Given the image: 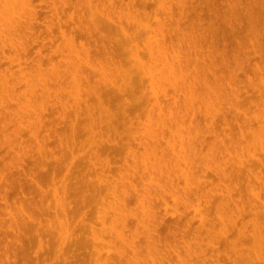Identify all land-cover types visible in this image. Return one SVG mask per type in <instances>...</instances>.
I'll list each match as a JSON object with an SVG mask.
<instances>
[{"label":"rangeland","instance_id":"obj_1","mask_svg":"<svg viewBox=\"0 0 264 264\" xmlns=\"http://www.w3.org/2000/svg\"><path fill=\"white\" fill-rule=\"evenodd\" d=\"M81 1L29 0L34 17L31 30L25 33L23 28H17L21 30L15 31L18 36L10 32L8 37L7 32L4 39V33L0 34V264H63L64 259L68 264H93L91 231L102 248L105 260L101 264H264V239L258 242L252 235L254 227H264L263 151L250 152L252 155H247L251 158L247 159L244 153V162L243 157H238L245 164L240 175L232 171L234 168L229 169L236 161L234 154L229 156L231 164L227 155L230 165L228 169L223 166L222 173L227 175L228 170V175L233 176L231 180L224 179L226 182H218L208 162L206 167L200 164L211 168L194 170L199 184L192 185L191 192H184L182 180L178 182V192L185 200L174 202L168 197L166 212L160 203H155L158 213L154 217L142 212L147 203L140 197L156 193L155 183L165 181L164 176L154 175L156 167H151L157 165L161 155L154 148H167V127L172 124L161 121L157 109L149 111L151 107L137 88L124 94L115 91L112 87L119 83V77L114 73L106 80L100 79L90 72L91 65L88 78L83 76L77 87H72L71 78L62 76L67 60L60 46L62 34L67 40L73 39V50H82L83 45L82 53H88L90 64L101 67L110 62V55H102L98 36L91 32L89 24L88 32L81 27L88 23L86 13L80 11ZM182 1L183 16L176 17L178 28L173 27L171 37L166 35V45L190 54L199 74L204 71L209 85L223 96L222 102L232 103L221 105L229 120L227 126L220 117L211 123L218 135L216 141L221 140L232 150L250 138L249 131L263 126L264 0ZM108 2L98 0L95 4ZM132 8L133 14L145 10L150 25H154L157 11L151 0H134ZM127 12L125 9L122 14ZM22 31L25 35H21ZM11 35L15 36L14 41L13 37L10 40L12 45L6 42ZM142 39L141 34L137 43L142 62H147ZM21 44L27 53L19 57L16 54L22 51ZM60 48L63 52L59 53ZM108 48L115 53L112 61L126 63L115 45ZM164 90V104L173 107L172 90L168 86ZM99 96L104 105L98 106ZM28 105H33L28 108L30 119L25 110ZM172 112L176 120L174 107ZM109 115H113L111 125L105 122ZM196 116L204 155L215 144L214 138L207 132L203 115ZM188 121L185 120L186 127L191 124ZM178 127L181 130V125ZM242 175L249 178L241 179ZM166 188L170 190L167 183ZM229 194V207L224 206L222 211L221 202ZM120 201L127 217L122 231L130 244L125 252L130 258L135 252V263L122 261L116 249L118 243L101 226L103 219L109 225L112 209ZM186 201L199 209L190 206L191 215V211H195L194 215L203 212L204 225L191 220L190 214L184 219L189 211L182 205ZM143 217L148 226L156 218L150 244L143 237L144 227L137 225ZM65 227L66 236L60 232ZM209 228L213 229L211 233Z\"/></svg>","mask_w":264,"mask_h":264},{"label":"bare ground","instance_id":"obj_2","mask_svg":"<svg viewBox=\"0 0 264 264\" xmlns=\"http://www.w3.org/2000/svg\"><path fill=\"white\" fill-rule=\"evenodd\" d=\"M151 1L155 5L156 11H157V13L153 16V21H154L153 26L150 25V18L146 14L145 10H143L142 12L136 11L134 14L130 13L131 10H133L132 6L134 3V0H118L117 2H113L112 0H109V2L106 5L100 4V3L95 4V2L96 3L98 2V0H95V1L94 0L93 1L92 0H82L81 1L80 11H83L86 13L88 23H87V26L86 25L81 26L82 24L81 23L82 21H81L80 26L83 27L84 30L87 28L86 31L88 32V24H89V28L92 30L91 32L95 34V37L98 36L97 39L98 41H100L99 43L96 41L98 44H100L98 45V47L99 48L101 47V50H102V51L101 50L99 51L102 52V55H105V54L110 55L109 58L107 59L108 61H110L108 62L109 64H105L101 67L96 66L94 64H90L89 58L87 57L88 53L85 54L86 53L85 50H84L85 53L84 54L82 53V50L84 49L83 45L82 44H81L82 46L79 45L82 47V50L79 46H78L80 48L79 50H73L74 46H76L75 44L73 46V43H70V41L72 42L73 39L68 38L67 40V37H65L63 34H62L63 41H62V45L60 46L62 50L66 52V56H64V58H67V60L65 61L63 70H62V73H63L62 76H66V79L71 78L73 80V82L70 81V84L72 85V87L79 86L78 81L81 80L83 76L85 79H87L88 77H86V73L89 72L90 70H91L90 72L93 73V75L97 76L98 78L100 77V79H103V80L108 79L111 73H114L115 75L119 77V83L112 87L115 91H117L120 94H124L129 91H134L137 88L141 96L146 99L145 104L151 107L149 111L151 112L152 109H157L159 112L158 115H159L160 120L163 121L165 119V120H168L172 124L171 126L167 127L168 131L166 132V134L169 135L168 142L166 143L167 144L166 147L168 148V150L167 148L165 149L163 147L164 148L163 149L160 146L154 148V149H159L161 155L159 157V161L157 165L151 167V168L156 167V170L153 171V174L154 175L159 174L161 176H164L165 181L164 182L158 181L157 183H155L154 188H156L155 189L156 193L150 195L151 192H149L148 195L144 194L145 196L140 197L141 201H146L147 203L146 206H144V204L142 203L144 206L142 212L144 214H149L150 216L154 217V216H157V213H158L154 206L155 203L156 204L160 203L163 206V209H164L163 212H166L167 210L166 208H164V206L168 205L166 203V200L168 197L174 202H178V199L185 200L178 192L179 190L178 182L180 180H182L183 182L184 192L186 193L187 192L189 193V191L190 192L192 191L190 188L196 182H197L196 184H199L198 177L196 176L197 171H194V170H197L196 168H203V169H206L207 171L211 168V167L208 169L204 168L206 167L207 162H208L209 165L213 166L212 169L214 170L212 169L211 170L215 173V176L218 175L219 178L218 177L217 178L220 180V181L218 180V182H222L224 179H229L230 177L233 176L231 174L228 175L229 173L228 170L226 171L227 175L225 173H222V172H225V170L223 171L225 166L228 169V166L232 162L231 160L236 158L235 159L236 161L234 162L233 160L232 162L233 165L235 164L234 167L231 164L229 166V169L234 168V170L232 171H234L238 175V173L242 169H244L242 168V166L244 167L245 164L243 165L242 162H244L248 157L251 158V156H248L247 154L252 155L253 154L252 152L261 153V151H263L262 153H264V116L262 117L263 121L261 123L263 126H260L257 131L255 130L249 131L250 133L248 132V135L250 138H248L247 140L244 139L245 135L243 136L240 135V137L244 139L245 142H242V143L240 142L238 145H235V147L232 150H230L229 147L223 145L221 140L216 141L218 139V135L214 131V128L211 126V123L215 122V120H218L216 117H220V120L222 119L223 125L227 126L229 124V120H227L226 115L221 111V105L229 104L230 106H232V103L222 102L223 96L220 94L219 91H217L216 88H212L209 85L204 71H200L201 73L199 74L196 68L195 61L193 60V57L190 54L188 55L182 54L174 50V47H168L166 45V42H165L166 35L169 34L170 36L172 34L173 27L176 29L178 28L179 20L176 19V17L183 16L182 14L183 1L182 0H176L175 2L174 0H151ZM29 4H30L29 0H0V32L2 31V33L0 34L2 35L4 33L2 38L4 37V35L7 36L6 34L7 32H9L8 37H10V34H12L13 32L14 33H16L17 31L21 32V30L19 31L17 30V28L19 29L23 28L22 30L25 33L31 30L34 17L32 14V10L30 11L31 7H29ZM198 8H201V7L199 6ZM125 9H127L128 12L126 14H122V12ZM174 10H178V13H175ZM82 18H83V15H82ZM244 30H246V28ZM23 31H22V34L20 33L21 35L24 34ZM92 33L91 35L93 36ZM141 34L144 36V39H142V43L144 41V44L142 45L144 46L148 54L147 62H142L143 57L141 56L139 52V43H137V40L138 38H140ZM248 34L250 35L252 34V32ZM1 35H0V38H1ZM16 36H18L17 33H16ZM88 36H89V33H88ZM12 37L13 36L11 35V38L9 40L6 39V42L10 41ZM2 38L0 40H2ZM13 38L14 39L12 40L14 41L15 36ZM10 44L12 45V42ZM22 45L23 44H21L19 47V49L21 48L22 51L16 54V55L19 54V57L25 54V52L27 53V49L26 50L24 49L26 47ZM107 45L110 47L115 45V50L118 51L120 55L124 56V58L126 59V63L124 64V61H118V62L112 61L115 56V53L113 51H109L110 48H108ZM61 48L60 50L58 49L59 53L60 51H62ZM54 53H56V55L59 54L57 53V50H55ZM114 64L116 65L114 66ZM90 67L91 69L89 70ZM62 76H60L59 78H61ZM165 86L170 87V89L173 92L171 95V99H173L174 101L173 107L176 109V120L174 119V114L172 112L173 107H168L167 105L164 104V101H163L164 96H165V93H164ZM97 100L99 102L98 106H100V104L104 105V100L101 99L100 96L98 97ZM28 108L32 109L33 105H28L27 107H25V110L29 114L27 115V117H29L31 113V109H28ZM166 109L168 110L167 113L165 112ZM32 112L34 113L36 111L34 110ZM197 114L203 115L204 121L207 122L206 123L207 132H209L212 135V137L214 138V143H215L214 145L208 148V152L204 155H202V143L203 142L200 141L201 136H203L201 134L202 131L199 129V125H196V118H197L196 115ZM25 115L23 114V118H25L24 117ZM34 115H36V113H34ZM112 117L113 115H109L106 118L105 122L108 125H111V123L113 122V120H109ZM21 118H22V115L20 116V119ZM23 118L21 120H23ZM30 118H32V116H30L29 119ZM114 118L115 120L118 119V117L116 116H114ZM185 120L186 122L187 120H189L192 125L189 124V127H186V125L184 124ZM178 125H181L182 131L180 130ZM164 127L165 126H162V129H164ZM163 134L165 133L163 132ZM155 142L158 143L159 141H156L155 139ZM216 143H219V145H216ZM241 150H242V153L239 152ZM255 150L257 151L259 150V151L256 152ZM245 151H247L248 153ZM244 153H246V156H247L245 157L246 159L243 157ZM233 154L235 157L232 159ZM230 155L232 156L231 158L229 157ZM225 157L226 158L229 157L230 161H228L229 158L226 160ZM238 157H243L242 159L244 160L242 161V159ZM224 159H225V162L228 161L230 164L226 162L228 164L226 165V163L224 162L225 163L224 165L223 163ZM202 163L204 167H202L203 165H200ZM244 177L245 176L241 178L239 176L238 177L239 181H241V179H244ZM238 178H237V181H238ZM246 178H249V176L245 177V180H247ZM231 179L232 178H230L229 180ZM256 181H258V179ZM223 182H226V180H224ZM228 182H231V181H228ZM166 183L170 190L166 188ZM203 183H206V182L203 181ZM200 184H202L201 181H200ZM151 185L153 186V184ZM233 185H234V178H233ZM251 190H252L251 193H253V189ZM255 195H256V192H255ZM226 198L227 199L225 202H221L222 211L224 210V206L229 207V203L231 202L230 194ZM192 201H193V198H192ZM122 203L123 201L120 204L119 203L116 204L114 209H112L113 215H111L112 220H108L110 222L109 225L107 224L108 222L106 223V220L104 219L102 223V219H101V223L103 224L101 226L104 228L105 231H107L109 235L113 236L116 242L118 243V246L116 249L119 252V256L123 257V259L121 258L122 261L125 259L127 261L131 260L133 263H135L137 262L136 260L137 258H135V252H133L131 258L128 257L129 255L126 253L130 247L129 246L130 244L126 242L127 239L125 238L123 231H122L125 228L126 219H127L126 215L124 214L125 205L124 207L121 206ZM190 204L191 203H189L188 201H186L185 204H182L184 207H187L189 209V211L185 210L187 211V215L186 213L185 215L183 214L184 219H185V216L189 218V216L191 215V213L189 212L190 210H193V209L192 207L191 208L189 207L193 206L194 204L193 205H190ZM195 209L196 211H199V209L196 208V206L194 210ZM191 212L195 214V211L194 212L191 211ZM201 212H199L200 215H201ZM199 213H197L196 215L192 214L190 218L191 220L194 219L195 221H197L198 225L201 224L202 226L204 225L203 224L204 222H203L202 215L200 216ZM230 213L232 214L233 211H231ZM154 219H152V225L150 226L146 225V221L144 217L140 218L137 221V225L144 227V229H142L143 234H144L143 237L147 241L148 244L153 242L152 234L156 230L154 229V226H155ZM184 219L183 221H185ZM188 222H189V219H187V224ZM190 222H189V225H190ZM184 224H186V222ZM200 228L203 229L204 227L203 228L200 227ZM212 230L213 229L210 230L209 228V230L207 231L211 233ZM60 232L62 233V235L66 236L67 228L65 227V229H62ZM91 233H92L91 243H92L93 256H94L93 264H101L102 260H105V258L101 254L102 248L100 247L99 242L96 240L95 234H93L92 231ZM252 235L254 236L256 240H258V242L263 240L264 239V227H262V225L261 226L258 225L254 227V231ZM116 254L118 253L116 252ZM124 257H127V258H124ZM63 264H68V262L64 259Z\"/></svg>","mask_w":264,"mask_h":264}]
</instances>
